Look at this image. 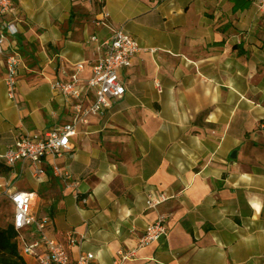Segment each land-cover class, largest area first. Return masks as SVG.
<instances>
[{"label":"crops","instance_id":"crops-1","mask_svg":"<svg viewBox=\"0 0 264 264\" xmlns=\"http://www.w3.org/2000/svg\"><path fill=\"white\" fill-rule=\"evenodd\" d=\"M103 15L141 47L120 71L125 93L77 125L72 149L45 160L39 180L27 163L5 166L18 139L70 122L52 84L79 63L91 75L89 40L110 34L96 24ZM3 20L17 33L0 55V200L32 192L47 235L78 239L72 260L90 252L93 264H115L164 214L167 236L120 264H264V12L250 0H16ZM7 54L19 58L13 99ZM159 193L169 199L148 208Z\"/></svg>","mask_w":264,"mask_h":264},{"label":"built area","instance_id":"built-area-1","mask_svg":"<svg viewBox=\"0 0 264 264\" xmlns=\"http://www.w3.org/2000/svg\"><path fill=\"white\" fill-rule=\"evenodd\" d=\"M15 1L0 0V55L4 54L2 45L6 35L14 36L17 33L13 24L3 20L15 11ZM250 1L259 12H264V0ZM96 24L107 27L110 34L103 40H99L97 36H91L89 40L96 44L98 53L91 75L83 79L80 76L83 64L79 63L68 80H57L52 84V89L69 103L72 113L70 122L54 126L39 138L24 136L18 139L1 156L5 166L12 168L18 163H27L31 177L39 180L45 174V160L59 157L72 149L71 139L76 135L77 125L86 124L90 117L103 116L125 93L120 71L131 67L132 60L141 47L136 39L125 32L123 26H109L106 16L103 15ZM18 65L19 58L15 54L5 55L4 82L10 99L14 98ZM52 171L59 175L55 165L52 166ZM63 178L70 179V176L64 173ZM73 185H77V182ZM5 196L12 206V225L18 234L16 242L22 257H29L36 264H93L95 256L90 252H80L76 259H71L70 249L78 244L73 233L67 234L64 241L47 235L46 227L50 220L33 215L32 192L6 189ZM168 199L165 193H159L156 197L148 198L146 206L156 208ZM166 219V215L160 214L147 224L137 244L120 252L119 261L115 264L133 259L139 249L165 238L168 233Z\"/></svg>","mask_w":264,"mask_h":264},{"label":"trees","instance_id":"trees-1","mask_svg":"<svg viewBox=\"0 0 264 264\" xmlns=\"http://www.w3.org/2000/svg\"><path fill=\"white\" fill-rule=\"evenodd\" d=\"M17 235L12 223L0 226V264H26L19 254Z\"/></svg>","mask_w":264,"mask_h":264},{"label":"rangeland","instance_id":"rangeland-1","mask_svg":"<svg viewBox=\"0 0 264 264\" xmlns=\"http://www.w3.org/2000/svg\"><path fill=\"white\" fill-rule=\"evenodd\" d=\"M12 206L8 199L2 198L0 200V226L6 227L12 223ZM33 264V263H30Z\"/></svg>","mask_w":264,"mask_h":264}]
</instances>
